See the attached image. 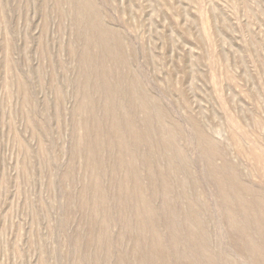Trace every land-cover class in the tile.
I'll return each instance as SVG.
<instances>
[{
  "label": "rangeland",
  "instance_id": "rangeland-1",
  "mask_svg": "<svg viewBox=\"0 0 264 264\" xmlns=\"http://www.w3.org/2000/svg\"><path fill=\"white\" fill-rule=\"evenodd\" d=\"M0 264H264V0H0Z\"/></svg>",
  "mask_w": 264,
  "mask_h": 264
}]
</instances>
